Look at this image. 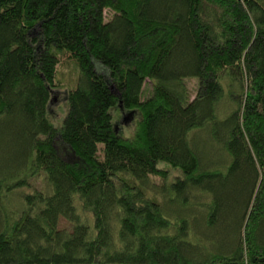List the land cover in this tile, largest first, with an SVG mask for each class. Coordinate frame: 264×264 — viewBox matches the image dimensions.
Listing matches in <instances>:
<instances>
[{
	"label": "trees",
	"instance_id": "16d2710c",
	"mask_svg": "<svg viewBox=\"0 0 264 264\" xmlns=\"http://www.w3.org/2000/svg\"><path fill=\"white\" fill-rule=\"evenodd\" d=\"M0 264H264V0H0Z\"/></svg>",
	"mask_w": 264,
	"mask_h": 264
},
{
	"label": "rangeland",
	"instance_id": "374dc122",
	"mask_svg": "<svg viewBox=\"0 0 264 264\" xmlns=\"http://www.w3.org/2000/svg\"><path fill=\"white\" fill-rule=\"evenodd\" d=\"M108 15V12H106ZM72 67L69 64H66V59H62L60 61V65L57 71V81L58 84L57 89H55L54 93L52 94V101L49 105L48 110V117L49 120L55 125L59 126L65 112H66V93L69 88H71L74 84L75 78L73 76ZM187 86L192 91L195 90V82L188 81ZM149 88V83L146 81L144 85V89ZM113 115V124L116 129V132L122 138H129L131 137L135 126H136V119L134 117L127 116V113L121 111H112ZM195 148L198 150L199 154L201 155L202 161L206 163L208 160H215L218 158L216 154V147L214 144L211 143L207 134H200L197 136V141L194 143ZM101 147V146H99ZM160 169L167 171L171 178L176 177L177 172L170 170L166 166H160ZM31 189L33 190H44L46 185L43 180V177L39 175L38 177H34L29 180ZM27 192V190H26ZM65 225L64 223L61 224Z\"/></svg>",
	"mask_w": 264,
	"mask_h": 264
}]
</instances>
